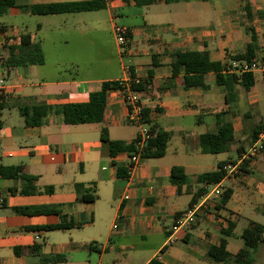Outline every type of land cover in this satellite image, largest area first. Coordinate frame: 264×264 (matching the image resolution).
Returning a JSON list of instances; mask_svg holds the SVG:
<instances>
[{"label":"crops","instance_id":"0c3cea01","mask_svg":"<svg viewBox=\"0 0 264 264\" xmlns=\"http://www.w3.org/2000/svg\"><path fill=\"white\" fill-rule=\"evenodd\" d=\"M73 1L86 0H14L15 6L0 14L1 27L12 35L10 45L29 35L39 44L43 58L41 63L0 65L7 83L0 112V166L5 172L22 168L16 177H0V264H146L152 258L165 264H221L209 258L208 250L222 237L229 250L230 237L243 215L239 205L229 202L235 189L246 193L248 185L233 187L235 179H222V187L231 193L223 207H210L177 232L171 226L199 187L196 176L208 171L203 169L215 170L221 161H231L227 153H240L246 131L264 121L255 119L264 106L262 72H253L255 82L249 90L235 85L234 95L226 101L224 86L216 83L213 72L204 74L202 86H186L182 71L172 73L173 52L206 51L211 61L225 65L245 50L250 42L246 26L252 25L260 56L264 0H112L97 10L54 14L24 9ZM203 3L209 10L198 7ZM112 16L129 30L124 57L112 32ZM92 41L97 49L94 59ZM1 42L0 38V60L9 62V45ZM124 65L140 80L150 81L140 92L148 110L147 126L170 133L164 155L143 159L130 178L117 175L118 168H126L128 153L111 152L100 139L104 127L109 139L124 142L138 132L127 121L116 89L107 90L100 122L68 124L58 112L64 104L87 102L105 83L123 79ZM33 106L46 107V114L34 112ZM221 111L226 113L217 117ZM29 118L40 123L28 124ZM218 120L232 123L230 149L201 153L199 135L216 132ZM249 164L264 179V158ZM173 166H182L188 175L180 191L168 180ZM23 175L34 179H23ZM76 184L93 185L96 198L81 200L82 190ZM46 186H52V191H44ZM180 197L185 200L181 202ZM42 206L57 207L60 213L15 210ZM263 210L255 211L263 215ZM62 221L76 225L43 228ZM229 222L234 223L233 230L224 236L221 230ZM84 228H91V233H75ZM96 239H102L101 244ZM263 247L264 242L260 252ZM252 264L264 261L254 256Z\"/></svg>","mask_w":264,"mask_h":264},{"label":"trees","instance_id":"16d2710c","mask_svg":"<svg viewBox=\"0 0 264 264\" xmlns=\"http://www.w3.org/2000/svg\"><path fill=\"white\" fill-rule=\"evenodd\" d=\"M14 0H0V14H3L9 7H13ZM104 7L103 0H86V1H73V2H58V3H48V4H34L24 7L28 12L32 14H54V13H64V12H78L86 10H97ZM244 10L246 11V17L248 20L252 18L250 8L246 2L244 5ZM246 30L250 34V42L247 43L245 50L238 53L232 57V60L237 61H251L253 59H263L264 60V46L260 56L256 54L255 51V41L256 36L254 33V28L252 25H247ZM129 34V33H128ZM9 51V62H4L0 60V65H11L17 66L20 64H34L41 63L43 58L40 51L39 44L33 42L29 35H21L18 44L16 46L9 45L7 47ZM174 61L172 63V73L176 74L180 71L183 72L184 83L186 86H202L203 76L208 72H213L215 75V81L219 85L224 86V91L226 93V101L230 100L229 96H233V90L235 85L242 86L245 90H249L255 82L253 72L243 73L237 75L234 73H226L223 71L224 65L218 61H211L209 59L208 53L206 51H174L173 52ZM259 57V58H257ZM133 77L134 75L130 73ZM149 80H139V83L134 84L133 88L139 92L145 90L149 85ZM262 82L264 87V72H262ZM119 88L118 81L107 82L104 88L98 92H92L89 95V99L84 103H70L64 104L58 108V112L62 114L64 122L68 124H80V123H90V122H100L104 117V108L106 104V96L108 89ZM34 112L40 113V115H45L47 108L44 106H33ZM226 111H221L217 113V117H222ZM144 123L148 125V110L144 107ZM28 124H38L40 120L38 119H27ZM151 132V137L146 143L142 157H160L163 156L167 147V143L170 139V133L166 131H155L154 127H148ZM264 130V121H259L251 128L249 132V141L253 144L257 138L258 134ZM100 139L108 144V148L111 152H127L128 155L134 150L135 140L130 142H124L121 140L109 139L107 134V129L104 127L100 133ZM234 139V129L230 121L218 120V128L214 133H203L198 137L199 150L201 153L216 154L221 152H227L230 149V144ZM261 150L264 151V140L262 142ZM253 158V157H252ZM245 159L240 164V169L244 172H250L247 168L249 162L252 160ZM228 162L221 161L218 163L217 168L212 171L202 172L196 176V183L199 187L192 194L189 205L198 202L199 198L206 193V186L216 184L222 181L224 178L225 171L222 169L223 165ZM234 162V161H233ZM8 172L0 166V177L3 175H9L12 177L17 176V172L21 171V167L10 168ZM118 176L126 177V168L124 170L117 169ZM23 179L31 180L34 177L29 175H23ZM169 182L176 185L178 191L181 187L187 183L188 175L185 173L182 166H173L170 171L168 178ZM76 189L82 190L81 200L92 201L96 198V193L93 185L84 187L83 185L76 184ZM34 191V188H31ZM44 191L51 192L52 186H46ZM230 189L223 190L220 198L218 199L216 206L218 208L223 207L230 197ZM17 212L21 213H32V212H44V213H60L57 207L54 206H42L36 209H30L28 207H19L15 209ZM264 215V210L262 211ZM178 214V213H177ZM176 214V215H177ZM76 224L69 222H60L55 225L45 226L43 228L48 229H67L75 226ZM78 226V224H77ZM234 223L229 222L226 229H222L221 233L224 236H229L233 230ZM264 225L258 222L249 221L248 225L243 228L240 237L243 242V246L240 247L235 254H232L227 249V240L222 237L218 245L210 246L208 250L209 258L221 264H252L254 261V254L257 251L259 245L264 242ZM146 264H165L157 258L150 259Z\"/></svg>","mask_w":264,"mask_h":264},{"label":"built area","instance_id":"2783aa9c","mask_svg":"<svg viewBox=\"0 0 264 264\" xmlns=\"http://www.w3.org/2000/svg\"><path fill=\"white\" fill-rule=\"evenodd\" d=\"M105 5L112 2V0H103ZM112 25V32L119 48L120 57H124L125 44L128 38L129 30L126 26L120 25L116 22V17L112 16L110 18ZM0 38L2 39L1 44H13L12 35L8 33V30L3 29L0 25ZM124 70L126 71V76L123 79L118 80L119 88L118 91L120 98L126 108V119L127 121L138 127V132L134 138V150L130 155H128L126 164V178H130L132 173L136 168H138L143 161V149L151 137V132L146 123H144V105L140 92L133 88L134 84L139 83V78L136 76H131L129 73V66L124 65ZM224 72L234 73L241 75L247 72L261 71L264 72V60L263 59H253L249 62L247 61H237L230 60L224 65ZM7 83L6 77L0 72V112L2 99L6 93ZM264 140V130L258 134L257 140L248 148V150L236 160L226 162L222 169L225 171L224 178H232L235 173L239 171L240 164L245 159H250L256 155L262 147V142ZM1 139H0V157H1ZM1 165V164H0ZM223 178V179H224ZM223 193L221 182L206 186V193H204L198 200V202L188 206L185 210L179 212L171 226L172 232H177L191 224H193L201 213L208 210L210 207H214ZM124 199L128 198V195H124ZM3 204V197L0 195V206ZM173 237L169 238V242H172Z\"/></svg>","mask_w":264,"mask_h":264},{"label":"rangeland","instance_id":"374dc122","mask_svg":"<svg viewBox=\"0 0 264 264\" xmlns=\"http://www.w3.org/2000/svg\"><path fill=\"white\" fill-rule=\"evenodd\" d=\"M198 7L201 8V10L203 11L209 10V5L206 3H203L201 4V6L199 5ZM262 10L264 11V5L262 6ZM261 28H262L261 30H264V25H261ZM94 43H95L94 41H92L91 43L90 55L92 59L96 58V52H97L96 45ZM262 117L264 118L263 105L261 106L259 114L255 115V119H260ZM249 132L250 129L248 130V132L246 131V133L244 134V137L242 139L243 147L240 153L235 154L234 151L227 153V155L232 157L230 159L231 161H236L242 155V153L246 152L248 148L252 145L249 141ZM176 141L177 140H174V143ZM261 157L264 158V151L262 150H260L256 155H254L252 161L258 160ZM204 168H208V167H204ZM247 168L250 169V172H244L241 169H239V171L235 173L234 177L228 178V179H235L234 184L231 185L233 187L248 185V190L246 193L234 188L235 189L234 193L232 195L231 201L229 202L230 206L239 205L243 209L242 211L243 215L238 219L236 226L233 230V234L230 237L229 250L232 254H235L236 251L243 246V242L240 237V234L243 228H245L248 225V221L250 219L253 220L254 222H258L264 225V215L255 211L264 208V179L258 178L257 176L258 170L256 168L254 170V168L251 167V164H249ZM203 170L209 171L211 169H203ZM222 189L224 190V187H222ZM184 200H185L184 197H180L181 202ZM75 233H79L80 235L91 233V228L76 229ZM101 242L102 239H96L97 244H101ZM254 256L257 260L264 261V247L261 249V252H260V248L257 249Z\"/></svg>","mask_w":264,"mask_h":264}]
</instances>
